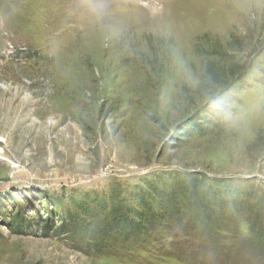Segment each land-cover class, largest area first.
I'll list each match as a JSON object with an SVG mask.
<instances>
[{"label": "rangeland", "instance_id": "rangeland-1", "mask_svg": "<svg viewBox=\"0 0 264 264\" xmlns=\"http://www.w3.org/2000/svg\"><path fill=\"white\" fill-rule=\"evenodd\" d=\"M0 264H264V0H0Z\"/></svg>", "mask_w": 264, "mask_h": 264}, {"label": "trees", "instance_id": "trees-1", "mask_svg": "<svg viewBox=\"0 0 264 264\" xmlns=\"http://www.w3.org/2000/svg\"><path fill=\"white\" fill-rule=\"evenodd\" d=\"M216 86L217 85H214V88ZM230 102H231V99L229 98V95L224 92H221L220 94L216 96H212L209 106L211 107V110L212 109L214 110L215 113H217V111L221 113H226L227 112L226 110L228 109ZM218 107L220 109H216ZM196 120H194L193 121L194 123H191L188 127V129L192 130V133H195V134L197 133V131H202V130L204 131L208 126L214 125L218 123L219 121H221V116H219V114L218 116H216L213 113H205L201 115L199 119H196ZM188 134H191V132ZM192 189L193 191L194 190L196 191L195 192L190 191L188 195L186 193L187 191L181 190V191H175L176 193H171V194H166L164 192L158 193L155 195L156 197L147 196V200L142 201V203H140L141 212L140 211L138 212L137 210L130 212L132 214V215L128 214L131 216V218L129 217L130 219H125L123 217L122 218L120 217V219L118 218L117 222L119 224L121 223L119 227L117 226L114 227V225L112 224L107 226V228L103 231L104 236L106 233L112 234V231L117 229V232L123 233L125 237L127 238L130 236V233H132L134 237H139L145 232H151L153 229L163 227L164 224H166V220L180 221L184 218H189V217L196 218V216L194 215V211L191 210L192 205L191 206L187 205V207L190 208V210L181 212L182 207H180L176 203V201L179 200V198H181L180 196L184 197L187 195L188 200H189L188 202L195 200L197 201V205L199 207L201 206V204H204L205 202L204 199L207 197L208 194H210V196L213 195L214 199L216 196L213 193H209L208 189H204L203 191H201L200 189H198L197 186L195 187L193 186ZM168 200H170L173 203L172 204L173 208L170 211L164 209V205ZM236 204H237L236 202L233 203V202L228 201L226 203H221V202L214 203L213 205L215 207L222 205V208H224V212L226 210L227 213L231 215V212H233V210L237 208ZM204 211H205L204 209L201 210L200 220L202 221V224L204 225L215 224L216 216H214L211 213L207 214L206 211L205 212ZM260 219L261 217H258V221ZM141 222H144L145 225H142ZM89 238H93V236Z\"/></svg>", "mask_w": 264, "mask_h": 264}, {"label": "bare ground", "instance_id": "bare-ground-1", "mask_svg": "<svg viewBox=\"0 0 264 264\" xmlns=\"http://www.w3.org/2000/svg\"><path fill=\"white\" fill-rule=\"evenodd\" d=\"M43 112V111H42ZM46 113V112H45ZM69 113V112H68ZM43 114V113H42Z\"/></svg>", "mask_w": 264, "mask_h": 264}]
</instances>
